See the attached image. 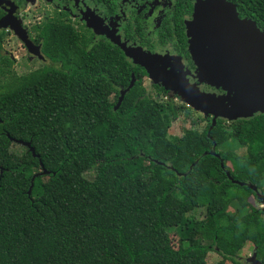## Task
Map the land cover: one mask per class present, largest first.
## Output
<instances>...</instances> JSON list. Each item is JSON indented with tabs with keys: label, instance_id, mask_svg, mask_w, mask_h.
<instances>
[{
	"label": "trees",
	"instance_id": "trees-1",
	"mask_svg": "<svg viewBox=\"0 0 264 264\" xmlns=\"http://www.w3.org/2000/svg\"><path fill=\"white\" fill-rule=\"evenodd\" d=\"M44 33L43 54L61 67L18 75L0 31V264H77L72 243L95 238L114 264H206L212 252L241 264L248 243L264 264V213L248 200L260 202L233 182L264 195V114L170 140L189 108L159 86L149 94L144 70L111 45L64 22Z\"/></svg>",
	"mask_w": 264,
	"mask_h": 264
},
{
	"label": "flooded vegetation",
	"instance_id": "flooded-vegetation-1",
	"mask_svg": "<svg viewBox=\"0 0 264 264\" xmlns=\"http://www.w3.org/2000/svg\"><path fill=\"white\" fill-rule=\"evenodd\" d=\"M4 1L9 4L7 11L12 12L13 20L11 21L20 24L29 42L33 45L32 49L40 55L39 57L30 53L10 27L0 29L1 32L5 33V39L10 36L19 43L29 64L38 63L39 66L30 71L41 67H61L60 64L50 61L43 54L42 47L45 40L44 30L46 25L64 22L71 25L81 38L91 44L101 42L111 45L132 65V61L125 56L122 47L141 52L143 55L160 57L165 60L168 68H182L187 73L189 83L196 84L200 91L215 93L216 95H223L224 92L220 89L215 90L206 84H198V80L195 78L196 66L192 61L189 47L190 41L193 39L191 23L194 19L196 6H207L209 9L211 3L221 1L227 5V11L217 15L209 9V12H206L204 16L206 22L222 23L228 26L231 18L236 16L241 21L254 24L264 34V0H260V4H256L255 0ZM49 7H52V9L49 10ZM34 8L40 9L42 17L38 23L30 25L27 22V14ZM7 11L0 6V20L6 15ZM3 54L5 55V52ZM8 57L12 60L10 55ZM132 78L135 81L133 73L131 74V80ZM144 78L148 79L147 74ZM151 85L153 84L151 83ZM164 92L166 93V99L180 101L178 97H170L166 91ZM257 115L260 114L257 113L253 117Z\"/></svg>",
	"mask_w": 264,
	"mask_h": 264
},
{
	"label": "water",
	"instance_id": "water-1",
	"mask_svg": "<svg viewBox=\"0 0 264 264\" xmlns=\"http://www.w3.org/2000/svg\"><path fill=\"white\" fill-rule=\"evenodd\" d=\"M0 6L7 11L9 4L0 0ZM209 9L219 15L225 13L228 7L225 3L216 1L209 5ZM209 9L207 6H196L191 23L193 39L190 41L189 50L196 66L195 78L198 84H206L215 90L220 89L224 92L223 95L200 91L196 84L189 83L187 73L182 68H168L165 60L160 57L143 55L141 52L122 47L125 56L133 65L145 70L153 85L161 87L170 97H178L187 107L203 114L204 117H211L212 126L217 119L230 123L250 119L257 113L264 114V34L254 24L241 21L236 16L231 18L228 26L222 23H208L204 16ZM11 20L12 12L7 11L0 20V29L10 27L29 52L40 57L39 53L32 49L33 45L20 24ZM133 83L134 78L127 90L120 92L117 107ZM10 141L26 147L33 157L39 158L30 143L14 139ZM211 154L219 158L215 152L212 151ZM39 164L42 169L40 174H47L40 160ZM233 182L240 186L246 185L252 190L264 213V195L253 185ZM30 192L31 187L28 195ZM246 263L262 264L256 259L255 253L246 259Z\"/></svg>",
	"mask_w": 264,
	"mask_h": 264
},
{
	"label": "rangeland",
	"instance_id": "rangeland-1",
	"mask_svg": "<svg viewBox=\"0 0 264 264\" xmlns=\"http://www.w3.org/2000/svg\"><path fill=\"white\" fill-rule=\"evenodd\" d=\"M52 7H49V10H51ZM27 22H29L30 25H34L39 22L40 18L42 17V14L40 13L39 8H34V10H31L28 14ZM72 18L74 19V16L72 15ZM3 52H5V55L8 57L11 56L12 60H14V70L18 75L26 74L30 70H33L34 68L38 67L37 64H29L26 59L25 52L21 49L19 43L17 41H14L10 36H7L3 45H2ZM10 59V57H8ZM11 60V59H10ZM142 84L147 90L149 94H154L152 88H151V82L144 78L142 80ZM171 100V99H170ZM173 103L177 106H183L186 108H189L181 103V101L174 99L172 100ZM189 113L188 115L180 114L179 117L171 122V127L169 129V139L173 140L176 138L181 137L182 131L185 129H196L199 131H202L205 127L207 121H211V117H204L203 114L196 112L192 110L191 108L188 109ZM205 120L206 122L202 121L199 124H196L197 120ZM12 149L19 150L18 145L14 144ZM220 150H223V147L220 148ZM238 154H243L244 149L243 148H237L235 150ZM229 166V164H228ZM93 173L86 174V178L89 180L93 179ZM249 203L255 208H261V204L259 205L257 201L253 198H249ZM230 212H233L232 209H229ZM193 216L200 219L202 218L201 211H197L193 213ZM172 240V245L174 248L177 247V239L173 237V235H170ZM72 254L76 259L77 264H114L113 262H110L106 259H104L101 256V239L95 238V239H81L76 242L72 243ZM253 253V247L251 244H246L244 248L239 253V262L241 264H249L246 263V259L251 257ZM221 258L215 254V253H209L207 255L206 264H218L220 262ZM225 264H231L230 262H226Z\"/></svg>",
	"mask_w": 264,
	"mask_h": 264
}]
</instances>
